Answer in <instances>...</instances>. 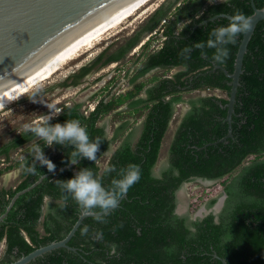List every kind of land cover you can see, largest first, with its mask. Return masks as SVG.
Segmentation results:
<instances>
[{
    "label": "trees",
    "instance_id": "obj_1",
    "mask_svg": "<svg viewBox=\"0 0 264 264\" xmlns=\"http://www.w3.org/2000/svg\"><path fill=\"white\" fill-rule=\"evenodd\" d=\"M254 4L264 9V0H254ZM237 9L248 17L254 13L251 0L213 4L209 0H165L132 36L117 44L112 53L109 52L113 45L93 64L68 77L65 87L79 86L94 69L122 62L148 35V40L140 47L145 59L130 79L131 91L108 102L102 99L88 115L84 114L81 103L59 107L63 111L50 123L80 120L90 139L100 138L103 142L97 160L81 159L74 168L45 179L17 200L0 224V246L5 245L0 264H11L41 247L63 240L70 232L82 212L71 195L61 191L57 180H69L81 168L88 167L107 188L112 179L120 178L119 171L129 164L140 167V180L113 211L84 220L69 242L77 251L57 249L30 264H223L222 260L227 264H264V21L257 25L244 57L232 116V137L224 142L220 140L228 135L226 118L232 82L224 71L234 72L245 34L237 38L236 44L227 46L229 57L224 63L212 59L214 49L206 47L207 58H204L201 50L194 48L197 42L206 43L213 29L229 24L228 19L212 18L223 14L231 16ZM156 39L161 41L160 47L145 54ZM186 47H192L188 59L181 56ZM217 66L220 68L216 69ZM154 69L179 70L171 78L151 79L148 99H137L147 86L137 83L138 78ZM195 92L221 95H199L184 100L185 93ZM182 103L190 110L170 146L169 166L159 177L155 176L165 136L177 105ZM124 105L135 121L146 115L137 143L133 137L123 140L130 128L129 121L115 130L111 140L106 127L99 126L110 114L119 116L117 110ZM119 142L121 145L111 152ZM33 143L43 148L46 158L56 166L55 170L70 164L69 156L74 149L56 144L48 147L30 133L22 131L4 143L0 147V160L11 162L12 153L17 151H22L25 157L0 170L2 176L6 171L21 169L17 186L0 189V216L17 192L50 173L38 162L34 172L27 170L34 164ZM248 159H251L249 164L244 165ZM109 166H115L117 171L106 173ZM196 179L223 180L228 198L218 222L213 214L190 223L188 218L174 214L177 192L184 183ZM64 195H68L66 203L62 199ZM215 203L211 201L210 207ZM85 226L89 228L87 235L82 234ZM97 232L103 233L102 240L95 239ZM112 244L117 247L110 255Z\"/></svg>",
    "mask_w": 264,
    "mask_h": 264
},
{
    "label": "water",
    "instance_id": "obj_2",
    "mask_svg": "<svg viewBox=\"0 0 264 264\" xmlns=\"http://www.w3.org/2000/svg\"><path fill=\"white\" fill-rule=\"evenodd\" d=\"M251 1L254 11L249 17L251 30L241 40L234 72L229 74L224 71L232 82L226 118L228 135L220 142L232 137V116L240 77L243 74L244 57L257 25L264 21V9L256 8L254 0ZM145 2L146 0H0V95L3 96L0 105L7 102L9 96L15 97L104 38L140 10ZM218 18L229 20L230 16L223 14L211 20ZM146 38L148 35L144 39ZM80 161L81 159L76 164L70 163L42 175L30 187L17 192L0 216V224L8 217L22 195L35 189L45 179L74 168ZM200 182L206 186L215 184L214 181ZM126 197L127 194L119 201L118 206ZM225 197L226 195L224 199ZM220 206L221 203L218 207ZM108 213H81L63 240L41 247L11 264H30L37 258L62 248L76 252L75 248L69 246V242L84 220ZM215 257L218 258L217 255ZM222 262L227 264L225 260Z\"/></svg>",
    "mask_w": 264,
    "mask_h": 264
},
{
    "label": "rangeland",
    "instance_id": "obj_3",
    "mask_svg": "<svg viewBox=\"0 0 264 264\" xmlns=\"http://www.w3.org/2000/svg\"><path fill=\"white\" fill-rule=\"evenodd\" d=\"M165 0H151L144 8L140 9L135 15L129 17L120 26L106 35L104 38L96 42L94 45L86 49L84 52L76 56L77 58L73 61H69L62 66L61 71L48 77L39 85L34 87L29 91L22 99H19L6 106L0 111V147L9 142L14 136L18 135L23 131L22 126L25 123L33 122L37 119L39 115L50 114L49 109L46 104H52L58 108L65 105H73L81 103L84 105L83 108L94 107L99 101L105 99L107 96L117 97L118 95H125L131 91L132 87L128 86L129 79H131L140 69V65L144 60V54L140 46L133 50L128 57H126L121 63L114 64L113 66H108L104 69L98 70L94 69L87 79L81 81L80 85L77 87H65V82L68 81L69 76L78 73V71L87 65L93 64L95 59L110 46L113 45L109 53H112L117 44H122L123 41L134 34L136 30L139 29L142 22L151 15ZM222 2V0H217ZM158 37V36H157ZM148 38L142 41L145 43ZM140 44V45H141ZM161 41L157 39L154 40L148 51L145 54L151 53L152 51L160 47ZM110 55V54H109ZM140 60V61H139ZM138 61V62H137ZM116 67V70H114ZM97 72V73H96ZM177 73V70L172 71H155L151 72L144 78L140 79L138 83L150 84V80L153 78L164 79V77H172ZM72 81H69L71 83ZM202 94V93H201ZM199 92L184 94V100L187 101L191 98H196ZM205 96L207 95H221L219 92L206 93L203 92ZM108 99V97H107ZM186 103L177 105L176 107V117L173 119L170 128L167 132L163 143L162 156L160 157L158 164L156 166L157 174L160 172L161 161L164 156L166 157L167 151L169 149L170 141L173 137L174 130L177 126L179 117L185 110L188 109ZM119 116L115 113L110 114L100 123L110 129L117 126L119 123H123L125 120H130V126L135 125V118L131 117L128 106L124 105L118 111ZM110 128V129H109ZM136 141V139H135ZM117 147V146H116ZM25 157L22 151L13 152L11 155V162H4V159L0 160V170L14 165L18 160ZM251 159H248L244 165H248ZM103 164V162L101 163ZM159 168V169H158ZM21 180V169H14L11 171H6L2 176H0V189L11 188L19 184ZM184 194L187 197L186 208L192 216L200 212L201 209L205 207V202L211 198L220 196L223 192L222 182L219 181L213 185L206 186L197 182L190 183L184 188ZM222 201V200H221ZM5 251L4 243L0 246V257Z\"/></svg>",
    "mask_w": 264,
    "mask_h": 264
},
{
    "label": "clouds",
    "instance_id": "obj_4",
    "mask_svg": "<svg viewBox=\"0 0 264 264\" xmlns=\"http://www.w3.org/2000/svg\"><path fill=\"white\" fill-rule=\"evenodd\" d=\"M215 2L216 0H209L210 4ZM222 2L226 3L227 0H222ZM251 26V19L237 9L230 16L227 26L213 29L207 42H197L194 48L201 50V56L204 58H207V53L204 51L206 47L214 49L212 59L217 63H224L229 57V48L227 46L236 44L237 38L241 34L249 32ZM191 51L192 47H186L181 52V56L184 59H188ZM14 99L15 97L9 96L10 101ZM2 100L3 96L0 95V101ZM46 107L49 109L50 114L39 115L35 121L25 123L22 126L24 134L30 133L37 140L44 141L48 147L54 144L62 147H71L74 149L69 156L71 164H76L80 159L95 162L100 151V145L103 143L100 138L90 139L86 126H83L78 119H71L63 124L56 123L52 125L50 121L58 116L63 109L52 104H46ZM31 147L34 152V164L27 170L34 172L35 165L38 162L39 165L46 166L49 172H53L56 166L46 158L43 148L35 143ZM105 171L106 173H112L117 170L115 166H109ZM118 176L120 178L112 179L110 187L106 188L102 180L90 168L84 167L77 171L73 178L66 181L57 180L56 183L63 193L71 195L83 215L93 214L95 210L108 213L118 206L123 196L140 180L141 170L138 165L129 164L127 168L119 171ZM62 199L66 203L68 195H64ZM88 232L89 228L85 226L82 234L87 235ZM95 239L98 241L102 240L103 233L97 232ZM116 247L115 244L110 245V255L115 253Z\"/></svg>",
    "mask_w": 264,
    "mask_h": 264
},
{
    "label": "flooded vegetation",
    "instance_id": "obj_5",
    "mask_svg": "<svg viewBox=\"0 0 264 264\" xmlns=\"http://www.w3.org/2000/svg\"><path fill=\"white\" fill-rule=\"evenodd\" d=\"M215 3H220V2H218L217 0H216V2ZM140 47H141V45H140ZM138 47H136L135 48V50L137 49ZM134 50V49H133ZM132 50V51H133ZM131 51V52H132ZM130 52V53H131ZM130 53H128V55L126 56V57H128L129 56V54ZM145 59V58H144ZM144 61V60H143ZM95 62V61H94ZM93 62V63H94ZM121 63V62H120ZM114 64H119V63H114ZM114 64H110L111 66H113ZM109 65V66H110ZM108 67V66H107ZM104 68H106V67H104ZM104 68H102V69H104ZM101 70V69H100ZM114 70H116V67H115V69ZM179 70V69H178ZM178 70H177V72H178ZM155 71H165V70H163V69H154V70H151L148 74H150L151 72H155ZM97 73V72H96ZM148 74H146L145 76H147ZM145 76H142V77H139L138 78V80H137V83H138V81L140 80V79H142V78H144ZM87 77H89V76H86L85 78H83L82 79V81L84 80V79H87ZM68 78V77H67ZM166 78H171V77H164V79H166ZM128 86H131L132 87V89H133V85L130 83V79H129V83H128ZM152 87V85L151 84H149V85H147L146 87H145V89L141 92V94L139 95V97L137 98V99H142V100H147L148 99V90L150 89ZM131 89V90H132ZM202 96H204V94L202 93L201 94ZM107 97H108V99H107ZM105 99V101L106 102H108V101H110L112 98L110 97V96H107ZM167 100H169V98H167ZM95 107V106H94ZM92 109V108H91ZM91 109H89V108H83V110H84V113H85V111H89V112H92L91 111ZM95 109V108H94ZM190 110V107H188V109L187 110H185V112H183L182 114H181V116L179 117V119H178V122H177V126H176V131H177V129H178V127H179V125H180V123H181V121H182V119L184 118V116L186 115V113L188 112ZM94 111V110H93ZM118 111V110H117ZM175 117H176V114H175V116H174V120H175ZM145 120H146V115H143L142 117H140L136 122H135V125L134 126H130V128L127 130V132L125 133V135H124V137H123V140L124 139H127L128 137H133V141H134V143H137V141H138V139L140 138V136H141V133H142V129H143V125H144V122H145ZM129 121V122H128ZM126 122H128L129 124H130V120H125L123 123H126ZM123 123H121V125L123 124ZM120 125V126H121ZM170 125H171V123H170ZM99 126H103V125H100L99 124ZM119 126V127H120ZM118 127V128H119ZM118 128H116L115 130H117ZM169 128H170V126H169ZM169 130V129H168ZM176 131L174 130V135L176 134ZM106 134H107V137H108V139L109 140H111V139H113L114 138V135H115V131H114V134L112 135V137L110 136V132H109V130H108V128H106ZM131 134L133 135V136H131ZM167 135V134H166ZM135 139H136V141H135ZM120 144H121V142H119V143H117L116 145H118V146H120ZM112 151V150H111ZM111 153V152H110ZM109 153V154H110ZM169 166V153H168V156H167V159H166V161L165 162H163L162 163V165H161V168L159 169L160 170V172L157 174V169L155 168L154 169V175L155 176H160L161 175V172L165 169V168H167ZM201 180H203V179H196L195 181H192V182H188V183H184L183 184V186L181 187V189L177 192V194H176V202H177V205H176V209H175V215H177V216H179V217H185V218H188V222L190 223V222H195V221H197V220H203V219H205L206 217H208L210 214H213L214 216H215V221L216 222H218V220H219V214L221 213V211H222V209L224 208V205H225V202H226V200H227V198H228V195H227V193L225 192V190L223 189V193L222 194H220V196H218V197H215V198H211V199H209L207 202H205V207L203 208V209H201L200 210V212H198L196 215H194V216H192L191 214H190V212H189V209L191 208V206H190V208L189 209H187L186 208V200H187V197L185 196V194H184V187L186 186V185H188V184H190V183H193V182H197V183H200V184H202L200 181ZM203 181H209V180H203ZM219 181H223V180H215L214 182L215 183H217V182H219ZM224 188V187H223ZM226 195V197H225V199H224V196ZM223 199V200H222ZM213 200H215L216 201V203L212 206V207H210V203H211V201H213ZM223 201V203H222V201ZM221 203V206L220 207H218V205Z\"/></svg>",
    "mask_w": 264,
    "mask_h": 264
},
{
    "label": "bare ground",
    "instance_id": "obj_6",
    "mask_svg": "<svg viewBox=\"0 0 264 264\" xmlns=\"http://www.w3.org/2000/svg\"><path fill=\"white\" fill-rule=\"evenodd\" d=\"M151 0H146V2L144 3V5L142 6V8H144L145 5H147V3H149ZM141 8V9H142ZM139 11V10H138ZM137 11V12H138ZM135 15V13L133 14ZM93 47V46H92ZM78 56V55H77ZM77 57H74L73 59L69 60V61H73L75 60ZM68 61V62H69ZM67 63V62H66ZM64 65V64H63ZM62 65V66H63ZM62 66H60L59 68H57L55 71H53L52 73H50L49 75H47L46 77H44L43 79H41L40 81H38L37 83H35L34 85H32L31 87H29L28 89L24 90L23 92L19 93L18 95L15 96V99L10 101L8 100L7 102H5L4 104H2V106H0V111L3 110L6 106L11 105L12 103H14L15 101L22 99L29 91H31L34 87H36L37 85H39L41 82H43L45 79H47L48 77L58 73L59 71H61ZM64 67V66H63Z\"/></svg>",
    "mask_w": 264,
    "mask_h": 264
},
{
    "label": "crops",
    "instance_id": "obj_7",
    "mask_svg": "<svg viewBox=\"0 0 264 264\" xmlns=\"http://www.w3.org/2000/svg\"><path fill=\"white\" fill-rule=\"evenodd\" d=\"M121 124L119 123L117 126H114L113 128H112V130L110 129V136L112 137V135L114 134V131H115V129L116 128H118L119 126H120ZM104 126V125H103ZM175 131H176V129H175ZM174 134H173V137H172V139H171V141H170V144H169V149H170V146H171V144H172V142H173V139H174ZM166 137V136H165ZM165 140V139H164ZM164 143V142H163ZM121 145V144H120ZM117 146V147H116ZM118 148V145H114L113 147H112V151L111 152H114L116 149ZM162 149H163V145H162ZM162 149H161V152H160V157L162 156ZM169 149H168V151H167V155H166V157L164 156V158L161 160V161H163V162H165L166 161V159H167V156H168V153H169ZM111 154L112 153H108L107 155H106V160H108L109 159V157L111 156Z\"/></svg>",
    "mask_w": 264,
    "mask_h": 264
},
{
    "label": "built area",
    "instance_id": "obj_8",
    "mask_svg": "<svg viewBox=\"0 0 264 264\" xmlns=\"http://www.w3.org/2000/svg\"><path fill=\"white\" fill-rule=\"evenodd\" d=\"M91 108H92L91 111H93L95 107H91ZM89 111H90V110H89ZM89 111H85L84 114H85V115H88Z\"/></svg>",
    "mask_w": 264,
    "mask_h": 264
}]
</instances>
